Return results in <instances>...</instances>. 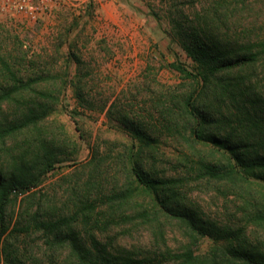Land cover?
Here are the masks:
<instances>
[{
  "label": "rangeland",
  "instance_id": "1",
  "mask_svg": "<svg viewBox=\"0 0 264 264\" xmlns=\"http://www.w3.org/2000/svg\"><path fill=\"white\" fill-rule=\"evenodd\" d=\"M98 1L82 15L65 10L37 22L0 15V123L31 111L41 116L0 146V170L9 174L25 163L39 172L45 162L52 164L37 186L9 205L7 244L16 257L1 264H77L66 239L72 229L87 247L104 245L149 264H178L166 253L189 244L199 255L210 250L214 240L195 241L155 207L150 217H136L152 203L131 174L129 153L140 150L133 128L156 139L144 167L179 179V202L219 225L244 227L263 242L264 223L251 219L249 206L253 196L264 199V183L237 190L199 177L178 164L177 154L191 151L187 142L160 123L162 102L174 89L191 88L171 63L194 70L183 42L202 26L205 0ZM223 13L212 23V37L256 41L264 34L261 5ZM242 73L264 96V60ZM22 84L25 89L4 100L2 91ZM127 189V202L105 203ZM37 219L59 223L62 234H49Z\"/></svg>",
  "mask_w": 264,
  "mask_h": 264
},
{
  "label": "trees",
  "instance_id": "2",
  "mask_svg": "<svg viewBox=\"0 0 264 264\" xmlns=\"http://www.w3.org/2000/svg\"><path fill=\"white\" fill-rule=\"evenodd\" d=\"M204 3L202 26L189 32L186 36L189 41L183 42L196 63L194 70L179 61L171 63L184 79L190 80L191 88L174 89L162 102L160 123L174 139L185 140L191 150L177 154L178 164L194 170L199 177L229 183L237 190L248 187L253 190L254 185L264 183V96L257 92L251 76H245L242 70L264 60V34L258 35L256 41L235 42L223 35L216 39L212 37V23L224 15V10L234 9L238 14L254 5L264 7V0H205ZM25 84L7 88L2 91V97L9 99L13 93L25 89ZM40 117L31 111L17 120L0 123V146L5 148L11 138L36 125ZM132 131L140 142V150L137 154L129 153L131 174L137 185L149 194L152 203L137 210L136 217H150L152 206L165 217L180 222L195 241L206 236L214 240L204 254H197L189 244L182 250L168 251L167 256L178 264H264V241L251 239L244 227L219 225L202 217L195 209L179 202V179L154 176L144 167L147 150L154 148L156 139L141 129ZM15 166L9 174L0 170V264L4 259L9 262L16 257L7 244L9 205L14 197L37 186L41 174L52 164L45 162L39 172H31L25 163ZM129 191H115L107 196L105 203L127 202L131 196ZM251 199V219L264 223V199L254 196ZM36 222L56 238L62 234L59 223L38 219ZM66 235L71 257L77 264L150 263L148 258L111 252L104 245L87 247L73 229Z\"/></svg>",
  "mask_w": 264,
  "mask_h": 264
},
{
  "label": "built area",
  "instance_id": "3",
  "mask_svg": "<svg viewBox=\"0 0 264 264\" xmlns=\"http://www.w3.org/2000/svg\"><path fill=\"white\" fill-rule=\"evenodd\" d=\"M98 2V0H0V15L37 22L65 10L82 15L89 6H96Z\"/></svg>",
  "mask_w": 264,
  "mask_h": 264
}]
</instances>
